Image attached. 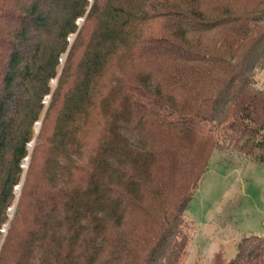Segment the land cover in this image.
<instances>
[{"label":"trees","instance_id":"16d2710c","mask_svg":"<svg viewBox=\"0 0 264 264\" xmlns=\"http://www.w3.org/2000/svg\"><path fill=\"white\" fill-rule=\"evenodd\" d=\"M83 27L75 71L59 73ZM113 56L123 72L87 147L77 136ZM257 69L264 0H0V264H179L211 153L264 166ZM262 227L211 264H264Z\"/></svg>","mask_w":264,"mask_h":264},{"label":"rangeland","instance_id":"374dc122","mask_svg":"<svg viewBox=\"0 0 264 264\" xmlns=\"http://www.w3.org/2000/svg\"><path fill=\"white\" fill-rule=\"evenodd\" d=\"M78 27L84 26V18L77 21ZM92 28L83 27L81 36L74 45L73 57L66 62L65 55L60 60L59 73L63 66L70 74L75 71L83 54ZM146 27L138 26L136 35L145 33ZM75 35L69 37L71 45ZM120 58L113 56L101 77L92 84L93 109L88 120L81 126L77 140L89 147L98 142L104 125L100 112V103L104 96L115 91L114 79L120 78L123 71L118 69ZM122 64H126L123 61ZM131 67V66H130ZM255 87L264 92V69H257L254 76ZM56 87V80L50 83ZM47 105L49 97L44 99ZM106 111V110H105ZM53 117L47 123L46 136L53 129ZM41 122L36 123L35 131ZM33 143L28 148L32 149ZM28 159L22 167L25 170ZM16 190V194L18 193ZM13 214V208L9 212ZM182 232L187 238V245L179 264H211L215 254L220 253L225 261L234 258L240 240L252 234L263 233L264 221V166L238 155L232 149L214 150L208 160L205 173L188 204L183 216ZM6 226L3 227L5 231Z\"/></svg>","mask_w":264,"mask_h":264}]
</instances>
